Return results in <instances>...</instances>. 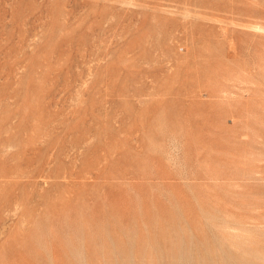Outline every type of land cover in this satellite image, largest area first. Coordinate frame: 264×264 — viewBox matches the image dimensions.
Listing matches in <instances>:
<instances>
[{"label": "rangeland", "instance_id": "1", "mask_svg": "<svg viewBox=\"0 0 264 264\" xmlns=\"http://www.w3.org/2000/svg\"><path fill=\"white\" fill-rule=\"evenodd\" d=\"M263 175L264 0H0V264H264Z\"/></svg>", "mask_w": 264, "mask_h": 264}, {"label": "bare ground", "instance_id": "2", "mask_svg": "<svg viewBox=\"0 0 264 264\" xmlns=\"http://www.w3.org/2000/svg\"><path fill=\"white\" fill-rule=\"evenodd\" d=\"M263 176H264V175H263ZM230 211H231V210H230ZM247 215H248V214H247ZM226 216H227V215H226ZM248 216H250V215H248ZM248 216H246V217H248ZM229 217H230V216H229ZM249 218H250V217H249ZM249 218H248V219H249ZM252 218H253V217H252ZM233 219H234V218H233ZM248 219H247V220H248ZM249 222H250V221H249ZM248 224H249V223H248ZM189 226H190V225H189ZM190 228H191V227H190ZM229 228H231V227H228V228H226V229H229ZM224 229H225V228H224ZM192 230H193V229H192ZM233 230L235 231V229H233ZM238 230H239V229H238ZM238 230H237V231H238ZM228 231H229V230H228ZM231 231H232V230H231ZM235 232H236V231H235ZM240 232H241V231H240ZM213 233H214V232H213ZM222 233H223V232H222ZM242 233H244V232H242ZM245 233H246V232H245ZM245 233H244V234H245ZM195 234H196V233H195ZM237 234H239V233H237ZM223 235H224V233H223ZM239 235H240V234H239ZM241 235H242V234H241ZM199 236H200V235H199ZM233 236H234V235H233ZM225 237H226V236H225ZM227 237H228V234H227ZM240 237H241V236H240ZM244 237H246V239H247L249 236H248V237H247V236H244ZM235 238H236V236H235ZM237 238H238V235H237ZM253 238H254V237H253ZM201 239H202V238H201ZM230 239H231V238H230ZM246 239H245V240H246ZM222 240H224V239L222 238ZM240 240H241V239H240ZM194 241H195V240H194ZM194 241H193V243H194ZM225 241H227V240L225 239ZM233 241H234V240H233ZM251 241H252V239H251ZM184 242H185V239H184ZM200 242H201V241H200ZM234 242H235V241H234ZM254 242H255V241H254ZM226 243H227V242H226ZM229 244H230V243H229ZM245 244H248V243H244V246H246ZM255 244H256V243H255ZM176 245H177V244H176ZM214 246H215V244H214ZM229 246H230V245H229ZM260 246H261V245H260ZM198 247L200 248V246H198ZM210 247H211V246H210ZM215 247H216V246H215ZM222 247H223V246H222ZM230 247H231V246H230ZM234 247H235V246H234ZM248 247H249V246H248ZM255 247H256V246H255ZM177 248H178V247H177ZM223 248H224V247H223ZM241 248H243V247H241ZM212 249H213V247H212ZM233 249L236 250L235 248H233ZM251 249H253V248H250V250H251ZM258 250H260V249H258ZM200 251H201V250H200ZM200 251H199V252H200ZM210 251H211V248H210ZM218 251H219V250H218ZM223 251H224V250H223ZM260 251H261V250H260ZM260 251H259V252H260ZM183 252H184V250H182V253H183ZM194 252H195V251H194ZM211 252H212V251H211ZM225 252H226V250H225ZM249 252H250V251H249ZM262 252H263V250H262ZM200 253H201V252H200ZM260 253H261V252H260ZM192 254H193V253H192ZM202 254H203V253H202ZM216 254H217V253H216ZM183 255H184V254H183ZM183 255H182V256H183ZM186 255H187V254H186ZM233 255H234V254H233ZM213 256H214V255H213ZM213 256H212V257H213ZM217 256H218V255H217ZM226 256H227V255H226ZM262 256L264 257V253H263ZM194 258H196V257H194ZM201 258H202V257H201ZM208 259L210 260V258H208ZM211 259H212V258H211ZM213 259H214V258H213ZM228 259H229V258H228ZM176 260H177V259H176ZM194 260H195V259H194ZM196 260H197V259H196ZM200 260H201V259H200ZM204 260H205V259H204ZM219 260H220V259H219ZM234 260H235V259H234ZM174 261H175V260H174ZM197 261H198V260H197ZM205 261H206V260H205ZM221 261H222V260H221ZM184 262H185V261H184ZM198 262H200V261H198ZM198 262H197V263H198ZM211 262H212V260H211ZM211 262H210V263H211ZM176 263H177V262H176ZM185 263H186V262H185ZM204 263H205V262H204ZM215 263H216V262H215ZM190 264H191V263H190ZM199 264H200V263H199ZM205 264H206V263H205ZM216 264H217V263H216ZM222 264H223V263H222ZM227 264H228V263H227Z\"/></svg>", "mask_w": 264, "mask_h": 264}]
</instances>
